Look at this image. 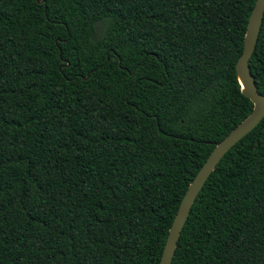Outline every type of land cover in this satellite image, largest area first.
Listing matches in <instances>:
<instances>
[{
	"label": "trees",
	"instance_id": "obj_1",
	"mask_svg": "<svg viewBox=\"0 0 264 264\" xmlns=\"http://www.w3.org/2000/svg\"><path fill=\"white\" fill-rule=\"evenodd\" d=\"M256 0H0V264H159L188 185L254 109ZM250 71L264 94V14ZM171 264H264V118Z\"/></svg>",
	"mask_w": 264,
	"mask_h": 264
},
{
	"label": "water",
	"instance_id": "obj_2",
	"mask_svg": "<svg viewBox=\"0 0 264 264\" xmlns=\"http://www.w3.org/2000/svg\"><path fill=\"white\" fill-rule=\"evenodd\" d=\"M263 14L264 0H256L250 12L246 27L243 40L244 50L238 57L235 66L241 90L244 95L250 98L254 109L246 118L241 120L236 127L228 133V135L215 144L214 148L199 168L193 181L189 183L169 228L168 239L166 245H164L159 264H171L175 248L178 246L181 230L189 215L190 208L203 184L213 172L215 166H217L223 156L243 136L249 133L255 126H257L261 119L264 118V94L258 92L249 66V59L256 48Z\"/></svg>",
	"mask_w": 264,
	"mask_h": 264
}]
</instances>
